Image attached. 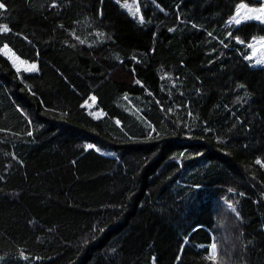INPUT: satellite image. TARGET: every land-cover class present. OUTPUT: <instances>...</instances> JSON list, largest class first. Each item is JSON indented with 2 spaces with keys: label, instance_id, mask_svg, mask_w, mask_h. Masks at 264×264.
<instances>
[{
  "label": "trees",
  "instance_id": "trees-1",
  "mask_svg": "<svg viewBox=\"0 0 264 264\" xmlns=\"http://www.w3.org/2000/svg\"><path fill=\"white\" fill-rule=\"evenodd\" d=\"M132 1L0 0L3 263L264 264V1Z\"/></svg>",
  "mask_w": 264,
  "mask_h": 264
},
{
  "label": "snow or ice",
  "instance_id": "snow-or-ice-1",
  "mask_svg": "<svg viewBox=\"0 0 264 264\" xmlns=\"http://www.w3.org/2000/svg\"><path fill=\"white\" fill-rule=\"evenodd\" d=\"M125 7H129L127 4L124 5ZM5 5L4 3L0 2V9H4ZM243 11V15H241V12ZM135 15V13H133ZM141 22H143V18L141 17ZM244 20H259L261 23H264V2L261 3V6L258 8H249L246 4H241L237 7L236 14L232 17V22L235 24H240ZM0 31L7 32L9 29L4 26L0 27ZM243 43V41H240ZM259 43L264 44V38H262ZM250 48H253V51L255 52V48L253 45H249ZM7 46H5V49ZM249 59H252V57H248ZM257 64H264V53L261 54V58L256 60ZM36 66L31 65L30 70H35ZM95 100V97L92 98ZM30 134V133H29ZM88 147H92L89 145ZM257 163H261V161L257 160ZM264 166V165H262ZM230 208H232L231 205H229ZM232 211H235L234 208H232ZM217 257V246L215 243L211 245V255H209L208 259L215 261Z\"/></svg>",
  "mask_w": 264,
  "mask_h": 264
},
{
  "label": "rangeland",
  "instance_id": "rangeland-1",
  "mask_svg": "<svg viewBox=\"0 0 264 264\" xmlns=\"http://www.w3.org/2000/svg\"><path fill=\"white\" fill-rule=\"evenodd\" d=\"M120 3L122 5L127 4L129 7H125L127 9V11L129 13H131L133 15V13H135L134 16H136L137 14H139V9H138V2L137 1H132V0H119ZM264 1V0H263ZM243 11L241 12V15H243ZM140 15V14H139ZM245 21H249V20H244L241 23L245 22ZM240 23V24H241ZM228 26L233 27V26H237V24L232 22V18L227 22ZM239 25V24H238ZM2 53L11 61V63L14 65V67L16 68V70L20 71H26V72H34L37 70V66L36 64H31L28 63L27 61L21 59L20 57H18L11 48H9L7 46V48L2 50ZM31 65H35L36 68L35 70H30ZM0 264H4L3 263V258L0 256Z\"/></svg>",
  "mask_w": 264,
  "mask_h": 264
},
{
  "label": "bare ground",
  "instance_id": "bare-ground-1",
  "mask_svg": "<svg viewBox=\"0 0 264 264\" xmlns=\"http://www.w3.org/2000/svg\"><path fill=\"white\" fill-rule=\"evenodd\" d=\"M237 85V84H236ZM244 86V85H243ZM237 87V86H236ZM245 88V87H244ZM241 92H243V91H241Z\"/></svg>",
  "mask_w": 264,
  "mask_h": 264
}]
</instances>
